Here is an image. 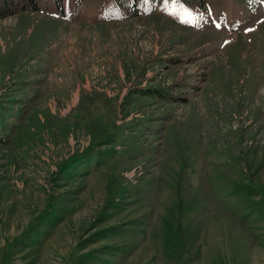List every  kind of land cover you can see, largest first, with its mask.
<instances>
[{
  "label": "rangeland",
  "instance_id": "obj_1",
  "mask_svg": "<svg viewBox=\"0 0 264 264\" xmlns=\"http://www.w3.org/2000/svg\"><path fill=\"white\" fill-rule=\"evenodd\" d=\"M109 1L0 18V264H264V0Z\"/></svg>",
  "mask_w": 264,
  "mask_h": 264
},
{
  "label": "trees",
  "instance_id": "obj_2",
  "mask_svg": "<svg viewBox=\"0 0 264 264\" xmlns=\"http://www.w3.org/2000/svg\"><path fill=\"white\" fill-rule=\"evenodd\" d=\"M42 1L54 5L59 14H61L60 18L63 16L64 8L72 7L76 10L84 3V0H20L21 6H19V3L16 6L14 5V10H7L1 13L0 18L12 15L16 12L17 8L20 10H39L41 7L40 5H42L40 2ZM205 1L206 0H110L108 6L110 10L121 11L122 18H132L154 12L159 4L172 5L174 7L180 4H191L199 8H204ZM8 2L9 3H6V5L10 4L12 6L14 4L12 0H8Z\"/></svg>",
  "mask_w": 264,
  "mask_h": 264
},
{
  "label": "snow or ice",
  "instance_id": "obj_3",
  "mask_svg": "<svg viewBox=\"0 0 264 264\" xmlns=\"http://www.w3.org/2000/svg\"><path fill=\"white\" fill-rule=\"evenodd\" d=\"M249 31H251V29H249Z\"/></svg>",
  "mask_w": 264,
  "mask_h": 264
}]
</instances>
